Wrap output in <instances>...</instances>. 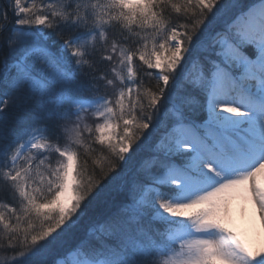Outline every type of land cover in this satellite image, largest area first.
<instances>
[{"label":"snow or ice","instance_id":"obj_1","mask_svg":"<svg viewBox=\"0 0 264 264\" xmlns=\"http://www.w3.org/2000/svg\"><path fill=\"white\" fill-rule=\"evenodd\" d=\"M0 192V264H264V0H0Z\"/></svg>","mask_w":264,"mask_h":264},{"label":"rangeland","instance_id":"obj_2","mask_svg":"<svg viewBox=\"0 0 264 264\" xmlns=\"http://www.w3.org/2000/svg\"><path fill=\"white\" fill-rule=\"evenodd\" d=\"M0 199H7V197L4 193L0 192ZM231 210L232 225H235L234 227L236 228H238L240 222L246 223L248 225V223L250 224L254 221V219H257L253 206L250 202L233 201ZM246 231H248L247 226L241 231L242 233L240 235V238L242 240V236H245L243 233H246ZM262 249H264V240H262L261 242H257L253 252L261 251Z\"/></svg>","mask_w":264,"mask_h":264},{"label":"bare ground","instance_id":"obj_3","mask_svg":"<svg viewBox=\"0 0 264 264\" xmlns=\"http://www.w3.org/2000/svg\"><path fill=\"white\" fill-rule=\"evenodd\" d=\"M234 226L235 225H233V227ZM246 226L248 227V231H246V233H243L245 236H242V238L249 247V250L253 251L256 247L257 242H261L262 240H264V230H261L258 219H254V221L250 224L248 223V225L246 223L240 222V224L238 225L239 229L236 227L234 228L241 235V231Z\"/></svg>","mask_w":264,"mask_h":264},{"label":"trees","instance_id":"obj_4","mask_svg":"<svg viewBox=\"0 0 264 264\" xmlns=\"http://www.w3.org/2000/svg\"><path fill=\"white\" fill-rule=\"evenodd\" d=\"M91 212H92V209H89V213H90V214H91ZM86 219H87V218H85V222H86ZM83 226H84V224L82 223L81 227H83ZM49 259L51 260L52 257H50Z\"/></svg>","mask_w":264,"mask_h":264}]
</instances>
